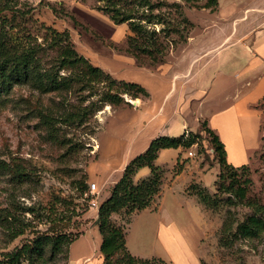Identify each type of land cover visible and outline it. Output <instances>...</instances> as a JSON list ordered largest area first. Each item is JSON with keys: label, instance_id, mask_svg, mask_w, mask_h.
Returning <instances> with one entry per match:
<instances>
[{"label": "rangeland", "instance_id": "rangeland-1", "mask_svg": "<svg viewBox=\"0 0 264 264\" xmlns=\"http://www.w3.org/2000/svg\"><path fill=\"white\" fill-rule=\"evenodd\" d=\"M151 1L153 13L168 18L175 15L171 4L182 3L194 26L184 42L169 22L152 24L157 32L165 25L169 28L160 34L167 43L164 62L149 66L144 64L151 61L147 55L141 53L138 60L129 50V37L134 35L129 22L116 23L110 17L112 3L125 13H148L140 0H0V30L32 47L38 58L28 77L0 91V162L8 164L0 170V259L7 261L24 244L61 233L76 238L55 254L51 244L45 245L35 264H75L86 257L93 264L102 258L99 211L90 205L93 196L87 198L83 192L96 182L100 204L111 195L127 163L145 150L146 138L161 132L162 125L155 128L147 122L140 128L143 117L148 121L156 110L160 119L177 112L187 117L190 128L200 133L199 144L160 150L156 163L163 166L162 188L148 207L153 211H136L131 217L124 210L112 214V220L126 228L128 248L138 256L159 258L157 264H264V236L235 235L238 223L254 210L232 191L237 181L231 185L230 179H219L220 165L199 120L201 113L192 111L197 103H184L187 88L180 81L177 87L172 83L174 72L185 69L195 55L202 53L197 67H215V51L203 52L228 34L235 18L264 5V0H219L215 11L183 0ZM45 26L68 30L80 54L117 80L141 83L149 96L141 95L137 98L144 101L136 102L124 94V100L114 104L100 101L107 82L74 81L70 88L55 90L34 84L36 73L46 80L48 73L59 71V52ZM69 73L62 69L59 75ZM241 125L247 130L250 171L239 170L243 177L238 184L246 188V199L264 202V119L245 117ZM150 172L142 167L134 179ZM246 177L251 180L244 182ZM220 181L231 190L221 188ZM184 187L186 194L181 193ZM202 190L210 194L204 205L198 198Z\"/></svg>", "mask_w": 264, "mask_h": 264}, {"label": "trees", "instance_id": "trees-1", "mask_svg": "<svg viewBox=\"0 0 264 264\" xmlns=\"http://www.w3.org/2000/svg\"><path fill=\"white\" fill-rule=\"evenodd\" d=\"M197 8H206L210 11L217 10L219 0H183ZM110 7V17L116 22L128 21L130 29L134 35L129 37V50L140 60L141 53L147 55L151 61L145 65H155L164 62V55L167 49V43L164 42L161 32H165L169 27L165 25L156 31L151 25L154 23L169 22L170 28L175 32L181 33L184 42L188 39L190 29L194 26L193 22L184 14L182 3L175 1L171 5L175 8L173 18L163 16L161 13H153L155 8L151 0H140V4L150 10L142 16H136L135 13L122 12L115 3ZM152 9V10H151ZM109 9H107L108 11ZM168 18V19H165ZM173 20H177L173 22ZM48 38L51 44L57 48L58 69L59 71L50 72L46 75V80L42 76L34 79L37 86L44 90H55L59 88H70L74 81L76 82H107L108 91L105 92L100 101L119 104L124 100V94H129L134 98L149 96L148 90L140 83L134 81L117 80L111 74L104 71L100 66L94 65L88 58L80 54L75 48L71 34L68 30L60 31L52 26H45ZM185 30V32H184ZM7 30H0V91H8L16 80L28 77L30 69L37 67V52L32 47H27L23 42L12 40ZM69 70V74H60V70ZM203 129L208 134L212 144L215 158L220 165L219 179H230V184L234 185L237 181V187L234 190L239 197L240 203L249 206L254 212L245 216L236 229V236L240 238L257 239L264 236V202L255 199H246V188L238 184L243 174L248 173L250 167L248 163L235 166L227 159V151L223 140L219 134L211 128L207 121H203ZM200 133L195 131H186L179 136L160 135L152 140L149 147L142 153L130 160L121 179L115 184L111 195L107 197L98 209L97 224L101 232L102 239L100 251L102 262L100 264H157L159 258L138 256L128 248L126 239V228L116 224L112 220V214L124 210L125 214L130 216L149 206L155 200L162 188L163 166L156 163L159 151L164 148L191 147L198 145ZM264 139V136H263ZM179 162V161H178ZM149 167V175L140 179H134L136 172L142 167ZM8 164L0 162V170H6ZM22 172L20 171V174ZM23 174V173H22ZM251 179L246 177L244 182ZM85 187V185H83ZM220 187L230 186L220 181ZM89 189V187H88ZM83 192L85 193L88 191ZM231 192V191H230ZM89 196H87L88 198ZM200 203L207 204L210 198L208 191L198 193ZM131 220H128L129 223ZM76 237H70L67 234L46 235L35 243L24 244L16 252L10 255L7 261L0 259V264H22L26 259L28 264H35L36 257L42 256L45 245L51 244L52 252L61 251L65 242H71ZM205 264V263H202Z\"/></svg>", "mask_w": 264, "mask_h": 264}, {"label": "crops", "instance_id": "crops-1", "mask_svg": "<svg viewBox=\"0 0 264 264\" xmlns=\"http://www.w3.org/2000/svg\"><path fill=\"white\" fill-rule=\"evenodd\" d=\"M241 20L243 21L240 23ZM241 24L243 25L240 26ZM213 50L219 60L215 67L210 68L207 65L197 67L195 61L202 56V53L195 55L185 69L174 72L172 83L175 82L177 87L180 81L182 88H187L188 101L186 100L184 103L191 106L192 102L196 101L197 105L192 110L193 114L196 115L198 110L200 111L199 120L203 119L201 122L206 120L223 140L228 161L239 166L249 162V153L244 137V131L247 130L241 125L242 119L245 117H254L259 121L264 119V106L261 105L264 101V5L246 9L240 18L234 19L228 34L203 53ZM169 93L168 90L165 98ZM209 96L210 100H208ZM143 101L144 99L141 98L136 99V102ZM163 104L164 101L158 110H162ZM182 105L183 103H180L179 107ZM204 110H207V113ZM158 114L155 110L148 121L143 117L142 125H140V128L146 127V122L147 124L151 123V126H155V128L162 125V127L160 126L161 132L146 138L145 150L152 140L160 135L179 136L192 130L188 118L184 115H177L178 112L166 119H160L161 116ZM167 128L169 130H166ZM185 189L186 187L182 189L181 193L186 194ZM147 210L153 211L151 208L142 211ZM158 210H160V206H158ZM167 232L168 230L164 229V233ZM164 239L167 241L166 236ZM87 259L88 257L81 259L75 264H92V259ZM101 262L102 258L100 257L93 264Z\"/></svg>", "mask_w": 264, "mask_h": 264}, {"label": "built area", "instance_id": "built-area-1", "mask_svg": "<svg viewBox=\"0 0 264 264\" xmlns=\"http://www.w3.org/2000/svg\"><path fill=\"white\" fill-rule=\"evenodd\" d=\"M189 155L192 156L194 155V152L192 150L189 151ZM99 193V189L97 187V183L96 182H92L90 183V187L88 189V191L85 193L86 196H90L92 195L93 197L90 200V205L92 208L94 209H99L100 207V203L98 198H96V195ZM90 194V195H89Z\"/></svg>", "mask_w": 264, "mask_h": 264}]
</instances>
